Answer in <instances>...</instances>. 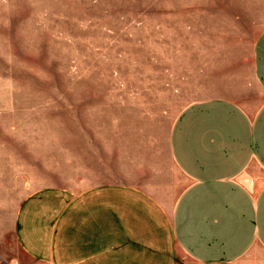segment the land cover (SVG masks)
Returning <instances> with one entry per match:
<instances>
[{"label": "rangeland", "instance_id": "rangeland-1", "mask_svg": "<svg viewBox=\"0 0 264 264\" xmlns=\"http://www.w3.org/2000/svg\"><path fill=\"white\" fill-rule=\"evenodd\" d=\"M263 34L264 0H0V264H31L14 228L35 190L182 181L174 121L255 106Z\"/></svg>", "mask_w": 264, "mask_h": 264}, {"label": "crops", "instance_id": "crops-1", "mask_svg": "<svg viewBox=\"0 0 264 264\" xmlns=\"http://www.w3.org/2000/svg\"><path fill=\"white\" fill-rule=\"evenodd\" d=\"M253 64L255 106L207 100L176 118L168 143L182 181L166 191L117 182L29 193L14 228L20 260L264 264V34Z\"/></svg>", "mask_w": 264, "mask_h": 264}]
</instances>
